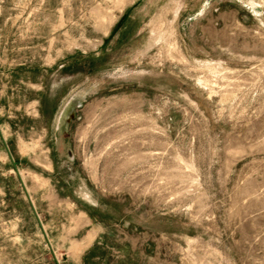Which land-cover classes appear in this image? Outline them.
<instances>
[{
    "label": "rangeland",
    "instance_id": "obj_1",
    "mask_svg": "<svg viewBox=\"0 0 264 264\" xmlns=\"http://www.w3.org/2000/svg\"><path fill=\"white\" fill-rule=\"evenodd\" d=\"M0 264H264V0H0Z\"/></svg>",
    "mask_w": 264,
    "mask_h": 264
}]
</instances>
